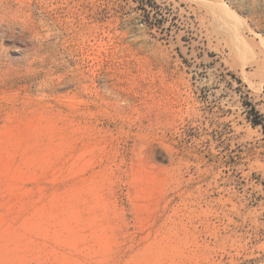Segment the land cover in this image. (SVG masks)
Here are the masks:
<instances>
[{"label": "rangeland", "instance_id": "374dc122", "mask_svg": "<svg viewBox=\"0 0 264 264\" xmlns=\"http://www.w3.org/2000/svg\"><path fill=\"white\" fill-rule=\"evenodd\" d=\"M0 264H264V0H0Z\"/></svg>", "mask_w": 264, "mask_h": 264}, {"label": "trees", "instance_id": "16d2710c", "mask_svg": "<svg viewBox=\"0 0 264 264\" xmlns=\"http://www.w3.org/2000/svg\"><path fill=\"white\" fill-rule=\"evenodd\" d=\"M253 125L257 126V125H263L262 121H258V120H253Z\"/></svg>", "mask_w": 264, "mask_h": 264}]
</instances>
